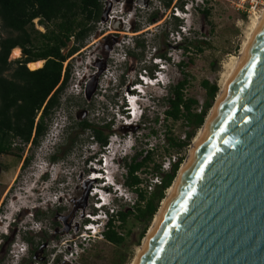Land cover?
Wrapping results in <instances>:
<instances>
[{"label": "rangeland", "instance_id": "rangeland-1", "mask_svg": "<svg viewBox=\"0 0 264 264\" xmlns=\"http://www.w3.org/2000/svg\"><path fill=\"white\" fill-rule=\"evenodd\" d=\"M140 1L146 2V5ZM236 2L203 0L200 7L205 8L207 14L197 9L191 10L187 12L186 20L178 18L179 21H175L172 14L174 8H180V4L182 9L184 5L190 7V0H171L168 6L164 5L163 0L103 1L101 18L94 24V30L83 46L64 62V66L69 63L70 77L60 96V105L45 132L48 133L54 124L58 125L54 133L56 138H53L56 144L49 142L48 145L44 135L37 145L26 144L20 159L14 155H0V244L3 235L12 234L10 249L19 255L10 264H16L19 260L22 254L18 251L20 247L42 244H46L47 261L52 264L133 263L154 216L149 223L134 215H130L123 224L115 218L116 230L124 238L119 245L104 239L106 227H98L100 233L97 232L96 236L89 234L87 241L80 237L85 214L95 212L88 189L91 184L86 177L85 157L100 149L101 145L93 138L92 131H82L80 123L88 121L108 134L107 145H114L115 138L119 137L126 144H133L126 150V155L116 158V171H113L115 181L123 185L125 197L113 201L112 214L134 210L138 196L124 183L125 162H131L139 151L143 150L142 156L146 150L152 152L153 162L147 169L138 172L143 179L139 188L147 193L158 182L153 163L160 164L162 171H166L169 162L180 157L184 162L188 157L194 136L201 126L195 130L188 146L176 149L169 145L167 137L184 139L192 126L183 118L172 121L165 116L168 87L181 80L178 64L183 62L182 67L189 76L185 96L197 100L194 111L199 112L207 99L203 80L216 83L218 91H221L256 15L237 10ZM153 13L156 17L151 19ZM33 25L36 30L45 31L37 18L33 20ZM6 35V31L0 30V36ZM184 36L187 41L198 43L202 51L189 49L184 53L179 48ZM71 45L72 41L69 43ZM158 52L169 58L160 59L165 67V86L142 87L153 100L150 99L149 107L138 122L123 126L115 114L121 92L129 83L137 80L139 73L146 74L144 69L156 63ZM15 59L8 57V60ZM159 67L157 65L156 70ZM215 102L216 99L213 106ZM47 138H50L49 134ZM49 150L56 156V164L51 166L40 163ZM28 157L29 162L24 166V160ZM35 164L49 171L41 176L40 170L43 169ZM60 168H63V173ZM142 231L143 236L140 235ZM59 248L74 251L72 254L69 250L58 253Z\"/></svg>", "mask_w": 264, "mask_h": 264}, {"label": "water", "instance_id": "water-1", "mask_svg": "<svg viewBox=\"0 0 264 264\" xmlns=\"http://www.w3.org/2000/svg\"><path fill=\"white\" fill-rule=\"evenodd\" d=\"M138 264H264V22Z\"/></svg>", "mask_w": 264, "mask_h": 264}, {"label": "trees", "instance_id": "trees-1", "mask_svg": "<svg viewBox=\"0 0 264 264\" xmlns=\"http://www.w3.org/2000/svg\"><path fill=\"white\" fill-rule=\"evenodd\" d=\"M103 1L0 0V30L7 32L6 36H0V155H14L20 159V153L26 144L37 145L40 138L45 135L48 122L60 105V96L70 77L69 63L64 66V62L83 46L86 38L94 30V24L101 18ZM170 1L163 0L164 5L168 6ZM179 6L181 8L182 4ZM198 10L207 14L205 8L199 7ZM154 17L156 14H151V19ZM36 18L38 23L44 26V32L34 28L33 20ZM173 18L179 21L176 16ZM71 41L72 45L69 46ZM138 45L143 47L141 43ZM16 47L20 48L21 56L15 60H8ZM179 48H182L184 53L189 49L202 51L198 43L187 41L185 36ZM156 57L169 59L166 54L160 52ZM39 60H44L43 65L34 70L30 69V63ZM182 65L183 62L178 64L182 73L181 80L168 87L169 93L166 95L168 107L165 116L172 121L183 118L192 128L185 133L184 139L167 137L169 145L176 149H182L190 144L195 130L204 124L208 110L212 108L219 92L216 83L210 84L203 80L207 99L199 112L194 111L193 106L197 104V100L185 96L189 76ZM156 67L157 64L153 63L144 71L153 75ZM80 125L82 131H92L93 138L101 144H106L108 134H104L88 121ZM142 151L133 156L131 162H125L124 183L138 196L135 209L110 213L104 226L106 227L103 231L104 239L115 245L124 241L123 236L116 230L115 218L123 224L130 215H134L149 223L181 167V157L171 162L166 171H162L160 164L153 163L158 182H155L146 193V190L139 188L143 179L138 172L147 169L153 158L151 151L146 150L144 156ZM29 159L30 157L24 160V166L28 164Z\"/></svg>", "mask_w": 264, "mask_h": 264}, {"label": "bare ground", "instance_id": "bare-ground-1", "mask_svg": "<svg viewBox=\"0 0 264 264\" xmlns=\"http://www.w3.org/2000/svg\"><path fill=\"white\" fill-rule=\"evenodd\" d=\"M118 1V0H116ZM264 22V8L262 9V12L259 14H256L254 16V18L252 19V23H251V28H250V33L248 35L247 40L245 41V43L243 44V47L240 51V54L238 57L235 58V61L233 63V65L231 66L230 72L227 76V79L225 80L224 85L221 88V91L218 93L217 98H216V102L214 104V106L211 108L210 112L208 113L204 124L201 126V128L199 129L197 135L194 138V142L191 148V151L188 155V157L185 159V161L181 164V167L179 168L178 174L176 176V178L174 179L172 185L168 188L167 193L165 198L162 200L161 205L159 206L158 211L156 212L153 222L149 228V231L147 232V234L144 237L143 240V244L140 246L138 253L133 261L132 264H138L140 262V259L144 253V251L146 250V247L151 239V237L153 236L154 231L156 230L162 215L165 211V209L167 208L170 200L172 199L180 181L182 180L185 172L188 169L189 164L191 163V160L194 157V154L196 153L199 145L201 144L203 138L205 137L209 126L222 102V100L224 99L226 92L229 88V85L231 84L232 79L234 78V75L236 74L238 68L240 67V65L242 64L244 57L246 56L251 43L253 42L258 30L260 29V27L262 26V23ZM21 54V50L20 48H14L10 54L11 58H17L19 57ZM43 64L42 60L33 62L30 64V68L32 70L37 69L39 67H41ZM123 136V135H122ZM75 213V212H74Z\"/></svg>", "mask_w": 264, "mask_h": 264}, {"label": "clouds", "instance_id": "clouds-1", "mask_svg": "<svg viewBox=\"0 0 264 264\" xmlns=\"http://www.w3.org/2000/svg\"><path fill=\"white\" fill-rule=\"evenodd\" d=\"M186 6V5H185ZM197 7V3H196V0H190V7H187L186 6V14L187 12H190L191 10H196L195 8ZM182 11L184 9L180 8ZM159 85V84H158ZM165 86V85H164ZM148 88V87H147ZM150 99L153 100V98L151 97L150 94H148V92H146V94L143 96V97H139V100H138V121L139 119L142 118L143 114L145 113L146 109L149 107V101ZM63 127V126H62ZM47 134V133H46ZM45 134V135H46ZM45 137V136H44ZM53 143V144H52ZM50 144L52 145H55L56 143H54L53 141L50 142ZM49 145V144H48ZM133 146V144H129V147L128 149H130L131 147ZM122 156H124V153H121V152H116L114 153L113 155H111L110 157V160H111V165H112V170H111V177L113 179V181L116 183L115 181V176H114V172L113 171H116L114 170V166L116 164V158H121ZM45 159L41 160L42 163L44 164H48L51 166V164H56V159H54L55 155L54 154H51L50 150L48 151V153H46V155L44 156ZM47 165V166H48ZM64 168V167H63ZM63 168H60V172L63 173ZM43 170H40L41 171V176H44L47 171L49 170H46L44 167L42 168ZM117 187L121 188L123 187V185H121V183L117 182L116 183ZM125 186V185H124ZM107 191H108V201H107V205L103 207V218L101 220L98 221V224L99 226L98 227H104L108 218L110 217V210H112L113 208V201L116 200V199H120L118 194L114 191H112V188L107 186L106 187ZM112 213V212H111ZM97 227V228H98ZM97 230V229H96ZM98 233H100L99 231H97ZM97 235V234H96ZM95 235V236H96Z\"/></svg>", "mask_w": 264, "mask_h": 264}, {"label": "flooded vegetation", "instance_id": "flooded-vegetation-1", "mask_svg": "<svg viewBox=\"0 0 264 264\" xmlns=\"http://www.w3.org/2000/svg\"><path fill=\"white\" fill-rule=\"evenodd\" d=\"M38 222V221H36ZM13 236L11 235H3V240L0 244V264H10L13 258L19 257V255L13 250L10 249L11 240ZM14 245H12L13 247ZM46 244H42L40 246L34 247L30 245L28 248L26 247H20L18 251L22 254H20L19 260L16 262V264H52L47 261V252L45 250ZM70 248V246H68ZM69 250L70 253L74 250L72 249H66ZM61 248H59L57 251L60 253L61 251H65ZM60 255V254H59ZM53 262V261H52Z\"/></svg>", "mask_w": 264, "mask_h": 264}, {"label": "built area", "instance_id": "built-area-1", "mask_svg": "<svg viewBox=\"0 0 264 264\" xmlns=\"http://www.w3.org/2000/svg\"><path fill=\"white\" fill-rule=\"evenodd\" d=\"M237 2L235 3V7L237 10L241 11V12H245L247 14L250 15H255L257 13H259L263 7V0H236ZM197 3V7L195 9L198 10V8L200 7V4L203 3V0H196ZM174 13H178V8H175L174 11H172V14L174 15ZM175 161V159L173 160V162ZM170 164V162H169ZM169 168V166H168ZM84 237L82 234L80 235V237Z\"/></svg>", "mask_w": 264, "mask_h": 264}, {"label": "crops", "instance_id": "crops-1", "mask_svg": "<svg viewBox=\"0 0 264 264\" xmlns=\"http://www.w3.org/2000/svg\"><path fill=\"white\" fill-rule=\"evenodd\" d=\"M17 48H19V47H17Z\"/></svg>", "mask_w": 264, "mask_h": 264}]
</instances>
